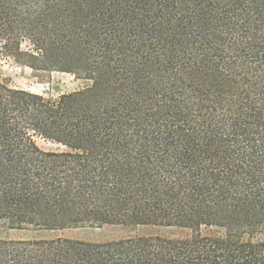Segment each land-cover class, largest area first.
I'll list each match as a JSON object with an SVG mask.
<instances>
[{
	"label": "trees",
	"instance_id": "obj_1",
	"mask_svg": "<svg viewBox=\"0 0 264 264\" xmlns=\"http://www.w3.org/2000/svg\"><path fill=\"white\" fill-rule=\"evenodd\" d=\"M0 53L90 82L0 81V264H264V0H0Z\"/></svg>",
	"mask_w": 264,
	"mask_h": 264
},
{
	"label": "rangeland",
	"instance_id": "obj_2",
	"mask_svg": "<svg viewBox=\"0 0 264 264\" xmlns=\"http://www.w3.org/2000/svg\"><path fill=\"white\" fill-rule=\"evenodd\" d=\"M24 46H28L27 43ZM0 81L5 82L12 89L23 90L33 94L41 95L46 98H55L62 94H67L81 90L90 85L89 81L76 79L72 75L52 72H34L28 67L19 65L10 56L0 53ZM38 147L42 151H61L64 148L49 143L43 142L40 139L36 140ZM88 231L99 239H121L138 234H147L154 232L153 229L139 228L135 231H130L129 228L117 225H104L97 228H81ZM166 235L172 236L171 231L162 230ZM56 233L58 232H49ZM23 235L18 231L6 232L0 224V236H9L11 238H19ZM42 233L39 234V237Z\"/></svg>",
	"mask_w": 264,
	"mask_h": 264
},
{
	"label": "crops",
	"instance_id": "obj_3",
	"mask_svg": "<svg viewBox=\"0 0 264 264\" xmlns=\"http://www.w3.org/2000/svg\"><path fill=\"white\" fill-rule=\"evenodd\" d=\"M57 236H63L65 238L87 242V243H105V242L114 241V239H99L97 237H93L94 235L89 234L88 231H85L84 229H67L56 233V235L54 233L44 232L42 233L40 238L50 239Z\"/></svg>",
	"mask_w": 264,
	"mask_h": 264
}]
</instances>
